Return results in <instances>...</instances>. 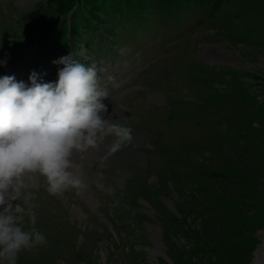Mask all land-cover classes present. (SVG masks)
<instances>
[{"label":"rangeland","instance_id":"rangeland-1","mask_svg":"<svg viewBox=\"0 0 264 264\" xmlns=\"http://www.w3.org/2000/svg\"><path fill=\"white\" fill-rule=\"evenodd\" d=\"M133 1L145 20L124 15L132 4L88 6L75 23L80 0H0V77L55 82L63 65L54 62L71 54L96 65L110 117L133 131L113 153L110 137L74 157L83 192L52 196L43 177L25 178L13 203L26 228L35 213L47 243L18 264L255 263L264 249V0L172 15L179 31L170 17L150 19L155 0Z\"/></svg>","mask_w":264,"mask_h":264},{"label":"clouds","instance_id":"clouds-1","mask_svg":"<svg viewBox=\"0 0 264 264\" xmlns=\"http://www.w3.org/2000/svg\"><path fill=\"white\" fill-rule=\"evenodd\" d=\"M54 63L63 65L55 82H38L35 72L30 84L0 77V264H18L23 252L47 243L35 227V213L26 228L25 208L13 203L26 177H43L52 196L83 192L88 185L74 157L99 151L110 137L109 153L133 141L131 127L109 115L95 64L87 66L71 54Z\"/></svg>","mask_w":264,"mask_h":264},{"label":"trees","instance_id":"trees-1","mask_svg":"<svg viewBox=\"0 0 264 264\" xmlns=\"http://www.w3.org/2000/svg\"><path fill=\"white\" fill-rule=\"evenodd\" d=\"M147 1V0H146ZM221 0H155V4H153L150 9L154 11H150V19L155 18L158 22L161 24H164V17H170V20L166 21L168 23L169 28L173 27V24L176 25V31H179L181 29L179 22L176 19L172 20V15H179L180 13L183 12H205L209 11V9H213L216 7ZM223 1V0H222ZM99 4V5H98ZM133 5L129 11H125L124 15L126 17H132L134 15H137L140 20H145L144 17L141 15V11L144 8V5H138L135 4L133 0H80V3L78 6H76V10L70 15V18L76 23L80 22L84 18V12L88 6H91L94 10H99V9H105L107 8L108 10L112 12L118 11L120 8L127 7L128 5ZM81 5V6H80ZM106 14H111V12H108ZM104 14H101L103 16ZM139 20V21H140ZM137 24L138 21H137ZM64 25V22L61 23V26ZM135 26H137L135 24ZM76 26H73L72 28H75ZM71 28V29H72ZM146 28V27H144ZM123 29L122 27L119 28V30ZM74 30V29H72ZM126 32V30H124ZM83 35V39L80 41L82 44L87 41L86 37H88L84 33H80ZM61 35H64L63 32ZM64 38L66 37L65 35L63 36ZM63 38V41H64ZM62 41V45H63ZM75 44H79L75 42ZM67 46V45H66ZM54 46H52L53 48ZM72 49V48H71ZM50 51L55 54V51H58L57 49H50ZM70 52V47L66 51V53ZM213 233V232H212ZM216 237V233L214 232V237Z\"/></svg>","mask_w":264,"mask_h":264},{"label":"bare ground","instance_id":"bare-ground-1","mask_svg":"<svg viewBox=\"0 0 264 264\" xmlns=\"http://www.w3.org/2000/svg\"><path fill=\"white\" fill-rule=\"evenodd\" d=\"M113 57H116L117 58V55L116 56H113ZM107 145L108 144H105V146H104L105 149H107ZM260 262H264V249L263 248H259L258 251H256L255 263H252V264H260Z\"/></svg>","mask_w":264,"mask_h":264}]
</instances>
